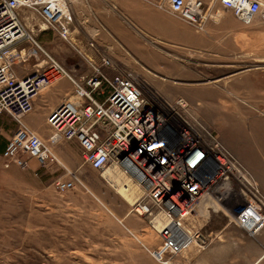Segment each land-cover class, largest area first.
<instances>
[{
    "label": "built area",
    "instance_id": "obj_1",
    "mask_svg": "<svg viewBox=\"0 0 264 264\" xmlns=\"http://www.w3.org/2000/svg\"><path fill=\"white\" fill-rule=\"evenodd\" d=\"M166 1L167 9L175 16L199 30L204 29L209 12L202 0ZM218 1L245 23L254 20L264 23V0ZM68 2L0 0V53L25 38L28 45L27 50L21 48L22 54L36 58L37 66L19 76L11 71L9 59L5 64L0 61V113L6 112L18 123L2 156L12 157L22 167L34 158L44 167L51 162L61 163L53 147L55 143L72 140L93 169L101 172L110 164L123 168L142 188L133 208L152 215L149 222L161 242L146 248L161 264H180L177 256L190 241L200 247L207 244L208 238L194 223V215L206 198L210 204L225 199L232 189V181L240 186V195H243L241 190H247L253 196L247 201V209L244 207L234 217L249 233L260 230L264 226V194L249 169L216 133L205 127L203 131L198 130L193 126L191 115L180 114L181 123L172 121L146 97L135 78L117 67L107 55H102L99 63L89 60L92 68L89 74L74 76L25 26V17L37 16L46 28H52L63 40L69 41ZM24 10L34 16L25 15ZM89 45L93 46L92 40ZM107 69L116 70L110 73ZM59 77L68 78L79 99L62 98L51 108L46 115L50 131L45 139L21 119L33 109L40 91ZM97 92L101 98L96 97ZM176 103L186 108L184 98L178 97ZM141 155L142 170L140 167L133 170L134 163L130 161ZM61 165L70 176L56 177L53 183L57 189L64 190L78 177L66 165ZM155 216L161 218L159 225L152 222Z\"/></svg>",
    "mask_w": 264,
    "mask_h": 264
},
{
    "label": "rangeland",
    "instance_id": "obj_2",
    "mask_svg": "<svg viewBox=\"0 0 264 264\" xmlns=\"http://www.w3.org/2000/svg\"><path fill=\"white\" fill-rule=\"evenodd\" d=\"M83 1L86 4L88 0ZM94 1L93 5L98 4L102 10L108 2L117 15L121 14L114 4L116 0ZM24 12L25 15L30 13L28 10ZM28 20L25 17L24 23L30 30L31 22H27ZM30 20L34 21L35 17H30ZM38 21L44 25L41 20ZM255 25L256 31L254 35L251 33L250 41L259 48L264 60V23L256 22ZM14 45L15 50L12 49ZM27 45L25 38L19 39L7 52L0 53L1 63L5 64L9 59L11 71L26 73L34 69V59L19 50L22 47L27 50ZM124 62H119L120 68L135 78L146 97L162 113L179 123L182 120L180 114L184 117L191 115L194 127L201 131L203 127L208 128L220 139L223 135L222 114L227 110L226 101L223 102L226 100L225 96L214 103V106L207 107L202 99L193 101V89H204L210 84L235 83L240 92L229 95L227 100L245 104L246 121L249 122L248 119L251 118L255 122L247 127L253 131L245 133L246 142L249 139L251 144L257 146V151L264 154V64H261V76H258L247 73L245 67L240 68L238 65L228 64V72L225 66L220 68L221 62L214 61L213 72L207 69L210 64H206V61H193V73L180 80L161 75L139 62H129L128 67L124 66ZM107 70L112 73L110 69ZM222 75L232 76L229 81H225L221 80ZM61 78L63 77L52 84ZM183 89L186 93H180ZM178 97L184 98L186 108L177 105ZM233 108L231 103L228 111L233 112ZM42 127L49 132L46 121ZM46 134L40 135L47 139ZM54 145L57 146L54 148L60 162L78 177L72 186L64 190L57 189L53 183L56 177L70 176L61 163L51 162L42 167L34 158H30L36 161V167H32L30 159L29 166L22 167L12 157L1 155L0 264H161L146 248L155 247L161 242L158 232L149 222L152 215L136 211L133 208L136 198L127 201L108 175L93 169L83 160L72 140H61ZM242 163L249 169L260 192L264 194V165L260 164V171L254 173L243 161ZM230 187L232 189L221 202L213 201L210 204L208 198L201 201L200 208L196 211L198 213L194 215V223L204 234L221 228L245 230L234 214L244 207L247 209L251 194L247 190V193L241 190L243 195H240V186L235 181L230 182ZM190 221L193 224V214ZM263 228L264 226L250 234H259ZM246 231L249 233L248 229ZM198 247L200 248L199 245ZM177 259L180 264H193V243L183 248Z\"/></svg>",
    "mask_w": 264,
    "mask_h": 264
},
{
    "label": "crops",
    "instance_id": "obj_3",
    "mask_svg": "<svg viewBox=\"0 0 264 264\" xmlns=\"http://www.w3.org/2000/svg\"><path fill=\"white\" fill-rule=\"evenodd\" d=\"M202 1L209 16L204 29L200 30L171 13L166 0H116L114 4L120 15L108 2L102 10L98 4L93 5L94 0H88L86 4L83 0H69V41L63 40L52 28L44 25L38 27L40 19L37 20L34 15L35 20L29 19L27 22H31L29 28L36 39L74 76L89 74L92 70L89 60L99 63L102 55L109 56L119 68L121 61H125V67H128L129 62H139L161 75L180 80L193 73V61H206V64H210L209 67L206 65L207 69L213 72L214 61H218L221 62V69L225 66V70H228V64L238 65L240 68L245 67L251 75L261 76L260 66L264 60L259 48L250 41L251 33L254 35L256 31L255 24L259 21L245 23L218 0ZM159 3L164 6H159ZM91 40L93 46L89 45ZM32 58L35 63L36 58ZM110 70L113 73L116 69ZM13 72L21 76L30 71ZM223 76L221 80L229 81L232 75ZM211 85H206L208 87L204 89H193V101L202 99L207 107H212L225 96L223 102L226 101L227 110L225 115L222 114L221 140L254 173L259 172L260 164L264 165V154L258 152L257 146L251 144L249 139L247 143L245 138L247 131H253L247 127L255 122L251 118L249 122L246 121L245 104L227 100L229 95L239 93L240 88L235 83ZM180 93H186V90ZM96 97H102L100 92L96 93ZM62 98L79 99L66 77L40 91L34 99L33 109L22 116V122L36 129L39 134H49L41 125H44L51 108ZM231 103L233 112L228 111ZM17 128L18 123L9 114L0 113V158L8 139ZM73 142L81 152L79 145ZM30 163L33 168L37 165L34 159H30ZM205 236L208 242L204 247L199 248L198 244L193 243V264H264V228L256 235L232 227L216 229Z\"/></svg>",
    "mask_w": 264,
    "mask_h": 264
},
{
    "label": "bare ground",
    "instance_id": "obj_4",
    "mask_svg": "<svg viewBox=\"0 0 264 264\" xmlns=\"http://www.w3.org/2000/svg\"><path fill=\"white\" fill-rule=\"evenodd\" d=\"M30 12V11H29ZM31 16H33V14L30 12L29 13ZM37 19H39L36 16ZM13 50H15V47H12ZM20 50V49H19ZM22 50V49H21ZM56 152V150H55ZM57 153V152H56ZM58 156V153H57ZM59 158V156H58ZM60 160V158H59ZM131 163H134L132 165V169L134 170L137 167H141L143 166V162H144V158H141L136 156L133 158V160L130 161ZM141 162V163H140ZM212 162V161H210ZM136 164V166H135ZM144 168V167H143ZM142 170V169H141ZM103 174L108 175L109 180L112 179V181H114V183H116L117 189L119 191V193H121L123 195V197L127 200V201H133L134 198L137 197V195L139 194V192L141 193L142 188L139 185V183L133 178V176H131L130 174L126 173L124 171L123 168H121L120 166L114 165V164H110L107 168L104 169ZM148 176V174H147ZM136 184H135V183ZM113 183V184H114ZM140 189H139V188ZM182 194V195H181ZM180 195L182 197L183 193H181ZM175 200H177V196L174 197ZM196 208V207H195ZM139 210H141V208H139ZM152 222H154L156 225H159L161 223V218H159L158 216H155L154 218H152ZM193 242H189L187 244V246H189L190 244H192ZM185 246V247H187ZM184 247V248H185Z\"/></svg>",
    "mask_w": 264,
    "mask_h": 264
}]
</instances>
